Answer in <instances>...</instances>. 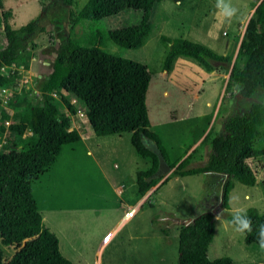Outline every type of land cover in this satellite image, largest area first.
Returning a JSON list of instances; mask_svg holds the SVG:
<instances>
[{
    "label": "rangeland",
    "instance_id": "obj_1",
    "mask_svg": "<svg viewBox=\"0 0 264 264\" xmlns=\"http://www.w3.org/2000/svg\"><path fill=\"white\" fill-rule=\"evenodd\" d=\"M86 1L76 0L72 9L79 10ZM255 1L161 0L152 11L148 36L136 48L117 45L108 38L107 31L137 24L140 10L126 9L94 22V26L99 25L104 32L99 39L101 48L146 64L154 76L161 70L166 52L162 35L202 43L218 54L231 55L232 62L241 66L237 50ZM3 5L12 11L13 28L37 17L16 63L4 68L11 74L9 84L0 88V125L6 127L29 117L37 95L34 79L48 74L62 37L69 35L71 7L61 5L60 0H3ZM89 24L76 25L72 36L81 41L89 39ZM3 28L0 13V49L6 45ZM192 62L188 63H194L202 72L194 67L178 66L179 78L175 76L185 94L170 86L169 96L163 97L152 82L146 104L151 117L153 108L161 109V105L171 110L169 119L153 124L170 160H181L190 154L188 167H198L206 161L211 149L209 141L201 142L207 132L211 129L210 136L219 132L226 117L243 113L251 102H264V91L244 98L236 87L227 83L226 63L215 62V72L208 76ZM196 88L199 97L192 102L188 94ZM53 95L61 102L59 92ZM176 98L182 100L179 108L185 109L191 103L188 114L173 112L177 108H174ZM69 101L78 110L73 115L79 116L80 121L87 120L83 106L73 98L69 97ZM62 111L67 112L65 106ZM4 114L9 117L5 118ZM171 115L176 119L170 120ZM84 123L92 129L88 120ZM94 137L91 144L78 141L63 145L48 171L32 182L33 197L44 216L43 223L57 236L61 254L72 264H177L178 229L201 212L218 209L223 186L220 174L204 172L178 179L166 176L159 181L156 192L146 195L141 207L113 230L127 206L140 197L136 179L150 166L151 160L135 151L129 132ZM33 139L31 132L26 131L19 144ZM4 143L5 134L0 131V149ZM89 149L91 153H87ZM228 205L231 211L255 207L264 212V184L246 185L234 180ZM214 214V235L208 257H230L232 264H264L263 249L246 244L243 232L223 218L221 211L215 210ZM108 232L110 236L104 240ZM101 241L106 243L102 246ZM0 248L6 261L17 250L14 245H0Z\"/></svg>",
    "mask_w": 264,
    "mask_h": 264
},
{
    "label": "trees",
    "instance_id": "obj_2",
    "mask_svg": "<svg viewBox=\"0 0 264 264\" xmlns=\"http://www.w3.org/2000/svg\"><path fill=\"white\" fill-rule=\"evenodd\" d=\"M60 1L61 5L71 7L69 35L62 37L48 74L34 79L37 95L29 117L6 127L0 125L5 134L0 149V245L17 248L7 261L0 248V264H72L61 254L57 236L44 225L32 193V182L48 171L62 146L80 140L79 132L71 129L70 115L76 108L69 97L83 106L97 135L129 132L135 151L150 158V166L137 176L140 192L146 193L160 180L154 176L157 154L143 139L151 140L172 168L167 178L204 172L223 175L221 202L215 210L243 232L246 244L257 245L264 251V212L255 207L231 211L228 205L234 180L246 185L264 184V102H251L243 113L226 117L219 132L212 136L211 129L207 132L201 142L209 141L211 149L202 166L188 167L190 154L180 162L172 161L159 135L151 128L146 105L151 78L147 65L101 48L99 39L104 32L99 25L94 26V22L126 9L140 10L137 24L107 31L108 38L117 45L139 47L151 30L152 11L161 0H87L79 10L72 9L76 0ZM253 5L237 50L241 66L232 62L231 55L218 54L202 43L162 35L166 52L161 70L171 71L179 58L191 59L206 72L216 69L215 62L226 63L227 83L236 87L242 97L264 91V0H256ZM0 13L6 42L0 49L1 88L9 84L11 76L4 68L16 63L37 17L13 28L12 11L4 7L3 0ZM84 22H90L91 36L81 41L72 34L73 28ZM56 92L61 102L54 97ZM26 131L34 139L20 145ZM215 210L201 212L179 227L177 264H232L230 257L210 259L207 254L214 235Z\"/></svg>",
    "mask_w": 264,
    "mask_h": 264
},
{
    "label": "crops",
    "instance_id": "obj_3",
    "mask_svg": "<svg viewBox=\"0 0 264 264\" xmlns=\"http://www.w3.org/2000/svg\"><path fill=\"white\" fill-rule=\"evenodd\" d=\"M186 60H188V59H183V58L177 59L176 62H175V64H174V66H173V69L171 71L160 70V71L157 72V75L156 76H154L152 73H150L151 74V78H150V82H149L148 89L149 90L151 89L152 82H154L155 88H158L159 89L158 92L161 93L163 97H166V96L168 97L169 96L170 93H169L168 88L170 86H174V87L178 88L183 94H185L186 91L185 90H181V87L179 86L180 83L175 81V76H178V78H179V72H178L179 69H178V66H186L188 68L189 67H194L196 69H199L196 65H193L194 63L192 61H190V60L186 61ZM177 62H179V63L177 64ZM188 62H192L193 64L188 63ZM183 63L184 64L187 63V64L182 65ZM200 72H202V71L200 70ZM214 72H215V70H213L212 72H206V74L209 76V75H213ZM178 78H176V79L178 80ZM197 89L198 88H196V90H194L192 93H189L188 94V97H191V101L192 102H195L198 99V97H199V91ZM175 95L176 94H174V93L172 94L173 97ZM176 101H177V104L174 103V108H175V106L177 108L173 109V112H175V114H177L178 112H181V113H184V114H188L190 112L191 103H189V105L187 104L186 107H185V109H183V107L182 108H179V107L182 106V100L180 99V101H179L178 98H176ZM207 104L209 105L210 102H207ZM167 107L168 106L164 107V106L161 105V109L153 108L152 117L150 115V112L148 113V116H149V120H150V124H151V128L152 129L154 127L153 124L156 123L158 120H161V119H164V118L165 119H169V115L171 113V110H170L169 107L168 108ZM77 112H78V110H76V113ZM75 115H73V114L70 115L71 129L77 130L79 132V134H80V140L79 141H82V142H86L87 141L88 144H91V142L95 138L94 136L97 135V134H95V132L92 129L90 130L89 127L87 128L86 127V124L82 120L80 121L79 116H77V115L75 116ZM174 117H176V116H172L171 115L170 116V120H172ZM175 119L176 118H174V120ZM110 135H113V134H110ZM100 136H106V135H100ZM87 153H91V150L90 149L87 150ZM209 153H210V151H209ZM209 153H208V155H209ZM207 158H208V156H207ZM181 160L178 159L177 161L180 162ZM188 176H190V175H188ZM220 176H221L222 180H224L223 175L220 174ZM182 177H184V176H182ZM178 178H180V177H175V179H178ZM159 181L153 187H151L146 192L147 194L145 193V195L142 192H140L139 187H138L137 190H138V194L140 195V197L137 199V201L134 204H130V205L127 206L128 209L124 212L123 217L120 219V221L118 222V225H116L113 230H116L117 226L121 225L122 223H124L125 221L128 220V218L125 217V213L131 207L136 208L135 211H137L139 209V207H141L142 203L145 201L146 195L149 197L151 193L156 192V190L158 188ZM136 182H137V179H136ZM118 191H120L119 188H118ZM43 218H44V216L42 217V219ZM214 219H216V218H214ZM108 233H110V232H108ZM103 237H102V239H103ZM105 243L106 242L101 241V245L102 246Z\"/></svg>",
    "mask_w": 264,
    "mask_h": 264
},
{
    "label": "water",
    "instance_id": "obj_4",
    "mask_svg": "<svg viewBox=\"0 0 264 264\" xmlns=\"http://www.w3.org/2000/svg\"><path fill=\"white\" fill-rule=\"evenodd\" d=\"M143 143L149 149H151L153 152H155L157 154L158 167H157V170L154 173V176L157 177V178H160V181H162L166 176H168L170 174V172L172 171V168L169 166V164L164 159V157H163L162 153L160 152V150L157 148V146L151 140L143 139Z\"/></svg>",
    "mask_w": 264,
    "mask_h": 264
},
{
    "label": "built area",
    "instance_id": "obj_5",
    "mask_svg": "<svg viewBox=\"0 0 264 264\" xmlns=\"http://www.w3.org/2000/svg\"><path fill=\"white\" fill-rule=\"evenodd\" d=\"M83 122H86V119H85V118L83 119ZM135 210H136V208L131 207V208L125 213V217H126V218L131 217V216L133 215V213L135 212ZM104 236H105V237H104V240H106V239L110 236V233H106Z\"/></svg>",
    "mask_w": 264,
    "mask_h": 264
}]
</instances>
